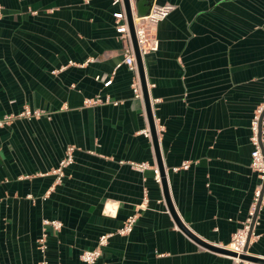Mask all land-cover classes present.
Returning a JSON list of instances; mask_svg holds the SVG:
<instances>
[{"label": "crops", "instance_id": "1", "mask_svg": "<svg viewBox=\"0 0 264 264\" xmlns=\"http://www.w3.org/2000/svg\"><path fill=\"white\" fill-rule=\"evenodd\" d=\"M152 1L174 4L154 26L157 49L141 55L170 200L194 235L223 245L259 182L250 119L264 101V0ZM119 8L112 0H0V116L25 105L44 111L0 126V264H85L81 251L106 232L94 264H237L169 211L135 73L122 61ZM262 142L264 150V134ZM68 144L73 160L57 178L52 169ZM130 214L132 229L118 233ZM253 231L247 249L264 256V198Z\"/></svg>", "mask_w": 264, "mask_h": 264}, {"label": "built area", "instance_id": "2", "mask_svg": "<svg viewBox=\"0 0 264 264\" xmlns=\"http://www.w3.org/2000/svg\"><path fill=\"white\" fill-rule=\"evenodd\" d=\"M113 4H119L120 8L113 12L115 17L116 25L115 30L120 33L121 37L125 38L128 41V45L124 49L122 61H124L130 69H132L135 73L134 79L132 80V89L133 93L136 97L143 99L141 86L139 82V78L137 76V64L134 56V50L131 43V38L129 34V29L127 25V18L125 14V9L123 5V0H112ZM174 7V4L168 1L165 2H156L152 1L148 11L144 14H136L133 12V25H134V33L135 38L138 44V48L140 54H145L149 51L157 49L158 39L154 32V26L156 23L165 17ZM97 79L99 75L95 76ZM111 77L104 80L103 84L107 85L110 83ZM108 100V97L107 99ZM101 101L99 96H95L92 98L85 99L86 104H93ZM117 102V101H114ZM264 107V101L257 105V107L253 110L252 117L250 119V141L252 144L251 149V160L250 166L256 171V174L259 178L258 184L254 188L253 199L251 205L248 210V214L246 218L243 220L242 225L233 233L230 241L226 244L220 245L222 247L228 248L232 251L236 252V256L229 255L234 259L236 263L240 261L238 257L239 253L244 252L245 245L249 242L251 236H254L255 233L253 231V225L256 221V208L258 201L264 198V151L262 145V139L264 134V126L263 119L261 117V112ZM44 112L41 109H32L28 105H25L21 111L18 113H6L0 116V126L8 123L13 117H26L31 118L33 116H39ZM144 135L150 137V131L148 128L142 130ZM73 145L68 144L65 147L64 155L59 160V163L56 167L52 169L53 172L57 174V178L63 174V168L68 165L73 160ZM132 166L142 169L145 167L146 163L144 161H131ZM189 162L187 160L182 161L179 166H174V168L178 167H187ZM154 177L156 181L160 182V174L157 166L153 167ZM260 205V203H259ZM259 208V207H258ZM136 220V214H130L126 217L123 224L116 229L118 233H127L129 232ZM253 223V224H252ZM252 224V226H251ZM43 225H51L53 228L57 229L61 225V221L58 219H43ZM112 232H106L99 235L97 244L93 248L83 249L80 253V258L85 262V264H94L97 257L100 255L101 246L107 242L108 236ZM39 246L41 249L45 248V235L44 233L38 238ZM243 264H255L254 262L242 260Z\"/></svg>", "mask_w": 264, "mask_h": 264}, {"label": "water", "instance_id": "3", "mask_svg": "<svg viewBox=\"0 0 264 264\" xmlns=\"http://www.w3.org/2000/svg\"><path fill=\"white\" fill-rule=\"evenodd\" d=\"M133 1H134V4L136 6H139V5H142V4L147 6V10H146V12H147L149 7H150V5H151V3H152V0H123V5H124V9H125L126 18H127V25H128V29H129L131 43H132L133 50H134V56H135V60H136V64H137L138 78H139V82H140V86H141L142 97H143V102H144V107H145V113H146V117H147V120H148V126H149L152 146H153V150H154V155H155V158H156L157 167L159 169L160 183H161V188H162V193H163L164 199H165V201L167 203L169 211L171 212L176 224L182 230H184L189 236H191L197 242H199L201 244H204V245L208 246L211 249L217 250V251L225 253V254L236 256V252L235 251H232V250H230L228 248H225V247H222L220 245H214V244L208 243V242L200 239L196 235H194L183 224V222L180 220V218L178 217L177 213L175 212V210L173 208V205H172L171 200H170L169 192H168L166 176H165V172H164V167H163V163H162V157H161L160 148H159V144H158L156 127H155V123H154V117H153V113H152V110H151L149 93H148V88H147L146 78H145V73H144V68H143L142 56L140 54V51H139V48H138V44H137V41H136V38H135V33H134L133 8H132V6H133L132 2ZM263 113H264V108H263V110L261 112V117H263ZM259 203H260V200L258 201V204H257V208H256V212H255L256 214H257V210H258V207H259ZM252 224H251V226H252ZM247 246L248 245L246 243L245 248H244V252L238 254V257L240 258V261H238L237 264H243L242 260L251 261V262H254L255 264H264V256L257 255V254L249 252L248 249H247Z\"/></svg>", "mask_w": 264, "mask_h": 264}]
</instances>
